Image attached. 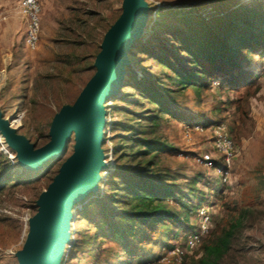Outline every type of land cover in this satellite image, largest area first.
<instances>
[{
  "label": "rangeland",
  "instance_id": "rangeland-1",
  "mask_svg": "<svg viewBox=\"0 0 264 264\" xmlns=\"http://www.w3.org/2000/svg\"><path fill=\"white\" fill-rule=\"evenodd\" d=\"M37 1L40 7V33L37 45L32 50L24 43L26 21L17 13L20 0H0V113L34 149L51 141L50 129L56 115L62 108L73 106L97 74L94 64L101 52L102 41L122 14L124 6V0ZM169 2L173 1L146 0L147 21L137 40L143 41L150 34L152 22L158 19L156 12L161 8L170 10L176 18H197L199 15L205 21L209 20L210 15L216 18L226 13L224 7L213 8L204 4L191 9L185 3L169 6ZM239 5L264 8V0H237L227 7L235 9ZM162 17L164 20L167 18ZM130 69L137 77L140 76L139 70L131 64ZM247 71L257 79L260 88L249 103V115L254 126L249 136L236 143L238 147L231 169L232 184L225 188L226 195L223 197L230 198L228 203L237 200L243 206L256 207L254 218L249 223L251 226L244 229L239 243L234 246L232 257L225 264H264V55H261V51L256 52L254 62ZM219 100L224 101L225 98L220 96L217 84H213L210 91L202 92L198 98L190 89L181 90L170 107L173 115L161 124L162 138L176 148V151L162 158V170L182 190V199L179 200L183 204L193 206L202 200L200 206L204 205L215 184L213 170L203 168L197 161L206 137L192 133V139L187 141L184 126L199 124L207 128L223 124L235 140L233 128L239 123L238 116L227 111L223 116L224 121H220ZM115 106L114 99L104 105L106 124L102 150L106 156L104 163L109 168L114 165V142L110 129L113 123L122 122L124 118ZM75 145L74 135L64 155L43 168L37 181L32 179L28 184L7 187L0 193V264H19L17 254L23 250L30 232L29 219L38 212L36 202L58 174L61 163L73 154ZM0 154L9 162L15 176H24L22 172L29 174L30 171L18 165L17 152L8 147L2 135ZM107 175L102 172L96 191L77 202L71 210L69 238L61 251L59 264H93L96 256L97 264H122L124 261H129V264H165L156 261L158 256L164 255L172 244L183 248L188 227H193L196 218L190 219L188 224L172 225L161 230L146 247L140 245L139 240L127 237L129 249L136 255L134 259H127L121 245L110 235L91 242L89 236L93 234L96 222L94 214L99 209L92 201L101 197ZM194 181L197 183L195 196L192 197L187 193V186ZM260 189L261 198L258 201L256 197ZM217 201L219 198L215 197ZM170 205L180 213L179 202H171ZM224 211L221 210L212 231L220 218L225 216ZM103 229L108 230L107 226ZM95 242L97 249L90 253ZM185 256L183 264L193 259L188 254Z\"/></svg>",
  "mask_w": 264,
  "mask_h": 264
},
{
  "label": "trees",
  "instance_id": "trees-1",
  "mask_svg": "<svg viewBox=\"0 0 264 264\" xmlns=\"http://www.w3.org/2000/svg\"><path fill=\"white\" fill-rule=\"evenodd\" d=\"M172 1L169 6L185 3L196 9L205 4L213 8L224 7L226 13L216 18L210 15L205 21L199 15L197 18H176L170 10L161 8L156 12L158 19L152 22L150 34L143 41L136 39L127 53L129 64L124 68V79L114 98V108H118L124 118L122 122L113 123L110 129L114 165L103 182L101 197L92 201L99 209L94 214V232L89 236L91 242H97L110 235L121 245L127 259L136 257L129 249L127 237L139 240V244L146 247L161 230L188 224L190 219L196 218L201 207L202 200L193 206L183 204L179 200L182 190L162 170V158L176 148L162 138L160 128L173 115L170 107L178 92L190 89L198 98L217 84L220 96L225 98L218 101L220 121H224L227 111L238 116L239 123L233 128L235 140L231 136L236 146L250 135L254 126L249 103L260 88L247 69L254 62L256 52L261 51L264 55V8L227 7L237 0ZM162 16H167L166 20ZM130 64L139 70L140 76L130 69ZM58 160L46 162L41 170H28L29 174L22 172L24 176H15L9 162L0 154V193L7 187L28 184L32 179L37 181L42 174L40 171ZM196 183L187 186V193L192 197ZM224 195V188L215 194L219 202L216 203L214 221L221 210H225V216L203 240L200 257H192L186 264H225L232 257L244 229L251 226L249 223L254 218L256 206H243L237 200L228 203L230 198H224ZM260 198L261 189L256 199L259 201ZM171 202L180 203V213L173 210ZM188 229L190 232L193 227ZM176 235L177 232L174 239ZM96 242L90 253L96 251ZM96 257L93 264H97ZM129 263L124 261L122 264Z\"/></svg>",
  "mask_w": 264,
  "mask_h": 264
},
{
  "label": "water",
  "instance_id": "water-1",
  "mask_svg": "<svg viewBox=\"0 0 264 264\" xmlns=\"http://www.w3.org/2000/svg\"><path fill=\"white\" fill-rule=\"evenodd\" d=\"M147 12L146 0H124L122 14L105 34L96 57L97 74L76 103L62 108L56 115L48 144L34 149L25 137L17 131L13 133L16 141L11 149L17 152L18 165L32 171L40 170L50 160L60 159L74 135L76 140L73 154L62 163L36 202L38 212L29 219L31 234L17 254L19 264H59L69 238L71 210L96 191L100 174L108 171V166H102L106 158L102 150L104 105L118 96L124 68L129 64L127 53L142 33ZM5 119L0 113V132L8 121Z\"/></svg>",
  "mask_w": 264,
  "mask_h": 264
},
{
  "label": "built area",
  "instance_id": "built-area-1",
  "mask_svg": "<svg viewBox=\"0 0 264 264\" xmlns=\"http://www.w3.org/2000/svg\"><path fill=\"white\" fill-rule=\"evenodd\" d=\"M39 12L40 7L37 0H20L17 13L22 20L26 21L24 43L28 49L32 50L35 49L39 39ZM184 133L187 141L192 139V133L206 137L197 161L203 168L213 170L212 178L215 180V184H213L214 187L210 190L205 204L198 210L193 230L188 232L184 238V247L181 248L175 244L169 247L166 246L168 251L164 255L158 256L156 261L164 262L165 264H183L186 259L185 255L188 254L194 258H198L201 255V244L212 232L215 225L214 216L217 212L215 194L218 189H225L232 184L231 169L236 156V145L227 127L223 124H215L207 128L199 124L185 125ZM107 166L109 167V165ZM108 172L109 169L105 173L107 174ZM146 264H152V262Z\"/></svg>",
  "mask_w": 264,
  "mask_h": 264
},
{
  "label": "bare ground",
  "instance_id": "bare-ground-1",
  "mask_svg": "<svg viewBox=\"0 0 264 264\" xmlns=\"http://www.w3.org/2000/svg\"><path fill=\"white\" fill-rule=\"evenodd\" d=\"M146 21V20H145ZM141 35V34H140ZM139 35V37H140ZM6 120V119H5ZM4 120V121H5ZM8 120V119H7ZM4 124V123H3ZM16 130L11 128V125L9 123V120L4 124V129L1 130L0 135H2V137L5 139L6 144L8 145V147L12 148L13 144L16 141V137L13 135V133ZM106 159V158H105ZM102 166H106V164L104 163V160H102ZM96 180V179H95ZM31 232H29L28 237L30 236ZM27 237V239H28Z\"/></svg>",
  "mask_w": 264,
  "mask_h": 264
}]
</instances>
